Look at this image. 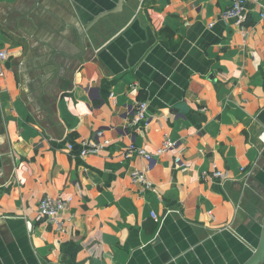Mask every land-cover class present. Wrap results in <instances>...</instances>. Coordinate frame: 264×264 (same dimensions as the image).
<instances>
[{
    "label": "crops",
    "instance_id": "obj_1",
    "mask_svg": "<svg viewBox=\"0 0 264 264\" xmlns=\"http://www.w3.org/2000/svg\"><path fill=\"white\" fill-rule=\"evenodd\" d=\"M116 4L0 0V264H244L264 219V0L241 25L229 0H124L86 30ZM43 197L69 199L56 223Z\"/></svg>",
    "mask_w": 264,
    "mask_h": 264
},
{
    "label": "built area",
    "instance_id": "obj_2",
    "mask_svg": "<svg viewBox=\"0 0 264 264\" xmlns=\"http://www.w3.org/2000/svg\"><path fill=\"white\" fill-rule=\"evenodd\" d=\"M230 4L226 10L221 13V19L224 21H232L235 25H241L242 22L246 19V9L245 6L247 3H257L258 0H229ZM259 16L261 19L264 18V7L260 9ZM6 52L4 50H0V62L5 60ZM149 117L147 115V102L145 100H137L133 104V108L131 114L128 119V125L132 128H137L140 126H145L148 123ZM101 136V131L96 132L95 138L98 140V137ZM260 140L264 142V132L261 133L259 136ZM107 143L105 141L103 144ZM83 145L87 148L81 150L80 155H85L89 152H97L102 144L98 143L97 141L94 143H87L83 142ZM176 143L169 140V138H165L163 140L162 146H160L155 155H160L163 152L175 148ZM71 146L69 145V148ZM137 154L147 160L148 162L152 161L153 155L146 152L142 148H137L134 145L128 146L125 151L123 152L124 158H129L132 154ZM174 166L175 168H182L184 169L186 164H184L179 155L174 157ZM215 176H219L218 173L214 174ZM131 181L134 183H140L145 189L152 190V184L145 178V172L143 170H134L131 172ZM69 203V199H62L59 197L50 198V197H43L38 201L37 204V215L40 218H44L49 222H57L58 216L62 210H64ZM151 217L158 221V218L154 211H151Z\"/></svg>",
    "mask_w": 264,
    "mask_h": 264
},
{
    "label": "water",
    "instance_id": "obj_3",
    "mask_svg": "<svg viewBox=\"0 0 264 264\" xmlns=\"http://www.w3.org/2000/svg\"><path fill=\"white\" fill-rule=\"evenodd\" d=\"M124 4V0H117L116 6L108 11L102 12L97 15L86 27L88 30L92 25H94L99 19L103 18L109 14H115L121 11ZM264 262V219L262 221V232L260 235L259 243L257 248L253 251V254L250 256L249 259L244 264H262Z\"/></svg>",
    "mask_w": 264,
    "mask_h": 264
}]
</instances>
